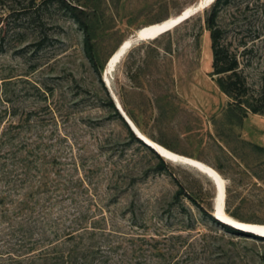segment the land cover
<instances>
[{
    "label": "rangeland",
    "instance_id": "1",
    "mask_svg": "<svg viewBox=\"0 0 264 264\" xmlns=\"http://www.w3.org/2000/svg\"><path fill=\"white\" fill-rule=\"evenodd\" d=\"M198 1L0 0V96L19 114L32 112L26 129L32 137L50 138L62 182L86 181L75 192L82 212L92 207L89 215L99 227L139 237L144 263L264 264V237L236 234L212 221L211 180L129 143L125 126L107 107L104 88L134 115L142 134L220 175L229 216L264 225V115L245 114L217 85L206 25L216 1L156 41L132 48L111 85L104 82L107 62L124 41ZM217 8L225 40L258 93L264 84V0H221ZM57 196L53 209L63 218L68 213L58 209L73 202L67 194ZM150 244L159 250L151 253ZM7 251L0 246V253ZM7 259L0 264H17Z\"/></svg>",
    "mask_w": 264,
    "mask_h": 264
},
{
    "label": "trees",
    "instance_id": "2",
    "mask_svg": "<svg viewBox=\"0 0 264 264\" xmlns=\"http://www.w3.org/2000/svg\"><path fill=\"white\" fill-rule=\"evenodd\" d=\"M220 2H215L213 12L206 19L217 85L232 100V104L245 111V114L264 115V84L258 93L249 86L237 55L231 52L224 31L217 22V6ZM2 35L4 40L5 33ZM104 90L109 101L107 107L110 117L123 123L129 143L148 147L134 135L107 89ZM0 103L3 106L0 108V228L1 225L6 227L0 230V246L8 250L0 253V258H8V263L17 264L36 259L53 261L55 264H147L144 263V243L139 237L99 227L98 218L89 215L92 207L86 210L87 214L82 212L84 207L78 204L75 192L77 183L86 181L62 182L63 170L58 168L56 156L51 150L53 145L48 144L51 143L50 138L43 135L32 137L30 130L26 129L32 112L24 110L19 114L18 108L6 97L0 96ZM124 109L138 127L134 115L125 105ZM159 159L164 164L162 158ZM52 175L60 179H51ZM62 193L71 196L73 207L58 209L68 215L56 218L58 213L57 209H53L56 207L54 196ZM61 198L64 199L57 196V200ZM101 216L106 219L104 214ZM211 219L230 232L262 238ZM149 246L151 253L159 250L157 245ZM162 260L167 262L166 258Z\"/></svg>",
    "mask_w": 264,
    "mask_h": 264
},
{
    "label": "bare ground",
    "instance_id": "3",
    "mask_svg": "<svg viewBox=\"0 0 264 264\" xmlns=\"http://www.w3.org/2000/svg\"><path fill=\"white\" fill-rule=\"evenodd\" d=\"M211 0H199L197 2V4L190 6L188 8H186L183 12H181L179 15H181L182 13L184 14H188L191 11H193L196 7L204 5L205 3H208ZM217 0H214L211 5ZM209 5V6H211ZM208 6V7H209ZM175 16L172 18H169L163 22L157 23V24H153L150 26H146L143 27L139 30H137L135 32V34L140 33V34H146V35H155L157 34L159 31H162L168 27H170L174 20L179 16ZM175 28L171 29L170 31L174 30ZM169 31V32H170ZM167 33V32H166ZM164 33V34H166ZM162 36V35H160ZM159 36V37H160ZM158 37V38H159ZM134 37L132 36L130 39H127L126 41H124L121 46L118 48V50H116V52L114 53V56L112 57V60L110 62V65L108 67H106V75H105V80L107 81V84L110 86L111 85V80L113 78L114 72L116 71L117 67L122 63L123 59L127 56V54L129 53V51L132 48H128L131 40ZM150 41H154L150 40ZM127 53L122 57L121 61L114 67V64L117 63V60L122 56V54L126 51ZM114 67V70H112V68ZM111 72V73H109ZM116 99V98H115ZM117 103H118V99H116ZM119 104V103H118ZM140 135L152 146L154 147V151L163 159H165L166 161H168L169 163H173V164H182L183 166L186 165L188 167H191L195 170H197L199 173L205 175L209 180H211V182L213 183L214 187L218 186L219 188V193L218 195H215L214 198V205L216 206V208H218V210L214 208L213 210V214H215L217 217H219L222 221H224L223 224H226L234 229L240 230L243 229L241 231L243 232H247V233H251L254 235H257L259 237H264V225H259V224H248V223H242L237 221L236 219L232 218L231 216H229L226 212H225V184L224 181L222 180V178L220 177V175L213 170L212 168H210L209 166H207L204 163H201L197 160H193L191 158H187L181 155H178L176 153H173L169 150H167L166 148L162 147L160 144L158 145L156 142H153L152 140H150L146 135L140 133ZM216 189V187H215ZM219 221V220H218ZM221 222V221H219ZM222 223V222H221ZM238 227V228H235ZM240 228V229H239Z\"/></svg>",
    "mask_w": 264,
    "mask_h": 264
},
{
    "label": "water",
    "instance_id": "4",
    "mask_svg": "<svg viewBox=\"0 0 264 264\" xmlns=\"http://www.w3.org/2000/svg\"><path fill=\"white\" fill-rule=\"evenodd\" d=\"M214 0H211L209 1L208 3H205L204 5H201V6H198L196 7L193 11H191L190 13L188 14H184L182 13L181 15H179L173 22V24L162 30V31H159L157 34L155 35H146V34H140V33H137V34H134L133 35V39L131 40V43L129 45L128 48H136L140 45H142L143 43H146V42H150V40H156L158 39V37L160 35H164V33H168L171 29L173 28H176L178 26H180L181 24L185 23L186 21H188L189 19H191L192 17H194L195 15L205 11L209 5H211V3L213 2ZM128 49L122 54V56L117 60V63L114 64V67L121 61L122 57L127 53ZM114 56V54H113ZM112 56V57H113ZM112 57L109 59V61L107 62V65L106 67H108L110 65V62L112 60ZM114 67L112 68V70H114ZM106 71L107 70H104V73H103V77H104V74L106 75ZM111 73V72H109ZM104 82L107 84V81L105 80L104 78ZM107 87H109V85L107 84ZM113 100H114V103H115V106L117 108V110L119 111V113L121 114V116L123 117V119L125 120V122L127 123V125L129 126V128L131 129V131L134 133V135L139 139L141 140L146 146H148L149 148H151L152 150L154 149V147H152L141 135L140 133H142L139 128L135 125V123L130 119V117L127 115V113L125 112L124 108L122 107L121 103L119 102L118 100V103L115 99V97H113ZM158 144V143H157ZM159 145V144H158ZM155 150V149H154ZM216 194L218 195L219 193V188L216 184ZM215 201V200H214ZM214 208L215 210L218 208H216V206L214 205ZM213 217L216 219V220H219L221 221L222 223H224V221H222L219 217H217L215 214H213ZM235 228H238V227H235ZM240 229V228H239ZM240 230H243V229H240Z\"/></svg>",
    "mask_w": 264,
    "mask_h": 264
}]
</instances>
